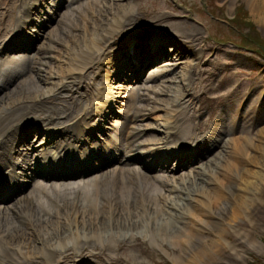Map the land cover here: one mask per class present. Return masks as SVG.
Masks as SVG:
<instances>
[{"label": "bare ground", "instance_id": "6f19581e", "mask_svg": "<svg viewBox=\"0 0 264 264\" xmlns=\"http://www.w3.org/2000/svg\"><path fill=\"white\" fill-rule=\"evenodd\" d=\"M125 1L104 0V4L101 5L102 2H98V0H65L64 2L63 0H29L19 11H16L21 0H0V9L4 12L6 19V24L0 25V53L3 49L2 55L24 50H32L33 53L32 57H22L19 65L13 63L12 57L10 60L5 59L3 65L0 63V181L6 183L4 186L7 189L22 186L30 179L31 171L41 169L46 173L52 164L60 158L71 164L70 167L73 168V170H63L64 173L74 174V172L81 171V169L76 171L78 165L85 166V164L95 161L96 155L103 158L102 151L110 154L108 156L111 157L115 156L117 151L121 152V155L130 156L125 159L123 164L120 161L124 156H120L117 158L120 163L118 168L99 171L89 179L79 178L77 181L59 184L40 182L33 188L31 187L27 195L14 198L10 205L1 206L0 264L70 263L73 260L69 257V250H76L78 254H75L81 256L87 246L96 248L93 241H90L91 238L96 241L100 240L102 248L109 250L112 247H117L121 249L123 244L121 245L120 240L114 241V237H120L126 232L130 234L131 231L139 227L148 234L162 240L166 239L176 245L183 243L191 247L196 241L199 242L197 239H192L191 233L187 238H182L178 234L176 223H174L176 216L166 213L162 209V203L165 201H163L164 193L172 191L167 188L169 182L158 173H141L137 168L136 170L131 168L127 162V160L135 161L136 156H141L140 158L149 156L147 157L149 159L156 154V149L152 150L150 147L158 145V141L149 143L151 141L148 140L149 138L142 140L148 133L147 127L142 125L148 114H143L146 107L140 105L145 102L143 99L146 98V92H152L159 96V94L164 95L162 90L166 88L155 91L154 85L151 86L155 78L151 77L152 79L148 81L140 80V85L136 89L133 88L135 89L133 91L135 100L130 96L132 92L127 94L126 98L131 101V105L127 107L126 112L121 114L122 123L115 126L120 129L115 133L118 135L122 133L121 139L116 143H108L109 139L104 138V135L101 134V142L94 143L90 140L85 144L86 136L90 134V131L91 133L102 132L101 130L99 132V128L104 129L105 127L99 124L104 125L107 116L101 115L98 120L97 118L93 120L94 109L86 110L85 107L91 101H96L95 96L93 97L95 99L90 98L91 92L88 96L86 95L85 102H74L72 95L67 96V93H61L62 91H74L76 94L81 80H90L89 82H91L98 74L97 69L101 64L95 59V54H97V58L104 55L102 49L108 42L107 37L102 35L104 30L106 31L105 26L109 24V28L119 27L122 30L125 29V26L130 25L131 8ZM246 1L252 15H255L256 22L264 23V0ZM64 3L68 6L60 14L53 15L54 11L65 5ZM97 4L101 5V8ZM19 12L20 15H18ZM108 17H110L109 20H107ZM75 19L78 20V24L73 26ZM97 21L100 25L96 23ZM52 23L54 25L51 26ZM46 25L44 30L47 32L41 34L43 26ZM162 27L167 28L168 39L161 38L160 40L157 38L158 35H150L143 36L141 41L136 38L133 39V42L131 41V44L124 43L126 47L115 56L117 58L121 55L123 60L122 66L117 67V63L115 64L118 72L121 70L123 73L128 70L124 79L140 72L145 64L154 62L157 55L164 57L165 52L161 53V50L164 49V45H162L164 42L174 43L173 53H175L174 51H178L179 48L176 42L177 38L183 44V41L193 43L199 36L198 30L190 27L186 22L165 23ZM28 32L29 36H25ZM63 33L67 34V38H69L68 44L66 43L68 49L65 60H68V63L65 62L69 66L67 68L69 72L79 73L80 81L73 82L69 88L60 82L44 92L40 89V84H45L48 81L41 75L42 67L47 65L46 59H49L50 53L54 50L53 45L61 35H64ZM128 34L125 36H132ZM109 38L111 39V37ZM29 41L36 45L31 47ZM37 41H41L42 44L38 45ZM155 43L157 44L155 45ZM112 45H118V41L116 40ZM111 60L110 56L104 58V61H108L107 64H111ZM165 65L174 66L175 64L167 63ZM84 69L89 70L88 75H86L87 73L83 74L85 77L81 76ZM61 70L62 68L59 72ZM178 72L174 68L170 70L172 75H176ZM108 75H105V79H108L106 77ZM103 83L100 79L96 85L93 84L91 87L97 92V88L103 86ZM148 83L150 86L147 85ZM138 88L141 91L139 93L137 92ZM175 99L177 102L180 100L179 96H176ZM66 100H70V102L67 103ZM164 102V104H168L169 108L173 106L172 98L167 102L164 100ZM183 102L184 100L179 102V110H176L178 115H175V117H182L181 120H184L186 113V117H188V111L185 110L187 106L181 105ZM168 116L165 121L171 119V115ZM213 119L214 121H210L200 135L192 137V142H194L192 144L203 147V151L197 154L194 162L204 159L199 166L197 165L200 171L195 173V177L191 181L189 180L183 189H179V191L185 190L186 194L197 193L207 202L206 205L203 204L204 202L200 203L201 211L194 209V213L197 211L199 217L192 216L200 218L201 222H199L206 225L207 229L214 230L219 227L216 233H212L213 236L210 233V237L207 239L208 243L205 244L212 247L218 245L219 239L228 234V225L224 227L223 223L226 220L222 219L227 208L229 215L226 219H229L228 221L237 230L241 229L245 220L252 219V222L256 223L264 222L263 216L257 214L258 210L254 207L255 204L263 202L264 154L259 151V147L264 146L262 142L264 129L259 132L260 140L240 137L224 141L228 130L224 128L225 130L222 129L220 132L216 131L215 120H220V115ZM30 124H32L31 127H36L33 132L27 130V126ZM164 126H166L165 139L168 141L169 146L166 147L168 151L178 147L176 143L183 131L187 133L190 131V126L186 121L182 122L180 129H177L176 122L171 124L167 122ZM231 126H233L232 123ZM181 127L183 128L181 129ZM38 128L42 130V141L44 142L40 138L36 141L35 134ZM209 135L212 136L208 137ZM162 144L165 142H161ZM228 145H230L229 149L224 152ZM248 146L256 152L253 160L246 162L243 159L245 157L244 149ZM216 148H218L217 153L211 156L207 155ZM182 149L184 148H179V150ZM206 155L209 157H205ZM191 156L184 157L181 160L182 163L174 165L173 169L166 165L160 166L156 160L149 163L160 167L161 173L174 175L177 170L181 172L190 169L189 166L192 164L187 163V160ZM159 157L161 155L156 154V158ZM226 158H230V160ZM215 160H219L217 166ZM211 165L220 166L222 170L216 174L214 178L216 183L210 184L214 189H210L211 191L208 193L206 190L209 191V188L202 187L203 185L198 181H202L201 177L207 173L205 169H209ZM95 168L96 163H93L81 172L88 173ZM58 173L61 174V171ZM171 179L173 180V177ZM58 209L63 211L64 217H61L57 212ZM233 226L229 227L230 230ZM8 229L12 230V234L8 232ZM102 237L105 238L104 242H101ZM66 241H71V245H67ZM54 245L57 247L52 248ZM202 249L204 250V248ZM110 263L113 264V262Z\"/></svg>", "mask_w": 264, "mask_h": 264}, {"label": "rangeland", "instance_id": "374dc122", "mask_svg": "<svg viewBox=\"0 0 264 264\" xmlns=\"http://www.w3.org/2000/svg\"><path fill=\"white\" fill-rule=\"evenodd\" d=\"M28 1L29 0H21L16 11H19L24 3L26 4ZM64 1L65 0H63V2ZM99 1L102 2L101 5L104 4V0H98V2ZM125 2H127L131 8L130 25L125 26V29L123 28L122 30L119 27L109 28V24L105 26L106 31L104 30L102 35L107 37L108 42L102 49L104 55L97 58V54H95V59L101 64L97 69L98 74L94 76L91 82H89L90 80H81L76 94L74 91H62L61 93H67V96L72 95L74 97V102H85L86 95L88 96L89 92H91L92 96L90 98L95 96L96 101H91L89 104H92L94 108V106L98 104L93 102L99 103L97 109H102L104 107V102L107 100L110 102V100L113 99V101L110 102L111 105H109V102L107 103V108L111 109V114L117 112L121 115L126 112L128 109L127 107L131 105V101L126 98L127 94L132 92L129 94L133 100H135L136 97L133 95V91L140 85V80L148 81L155 78L151 86L154 85L155 91L166 88L162 90L164 91V95L159 94V96H157L152 94V92H146V98L143 99L145 102L140 105L146 107V111H143V114H148L147 117L144 118L142 125L143 127H147L148 132L147 134L145 133L146 135L143 139L146 140L149 138L148 140H151L149 143L158 141L159 144L164 141L163 138L166 132V126L164 125L167 122L170 124L176 122L177 129H180L179 127L182 122L186 121L190 126V131L188 132L190 135L183 131L184 133L182 132L180 134L179 141L181 146L189 145L192 143V137L201 130H204L202 129L204 128V124H207L211 120L213 121V118H216L217 115H220V120H216V131L220 132L222 129L228 130L224 141L230 138L234 139L240 137L249 140L259 139V132L264 129V23L256 22L255 15H252L247 1L126 0ZM97 5L101 8V5ZM105 5L107 4L105 3ZM0 12V14H2L0 15V25L3 26L6 24V19L1 9ZM18 15H20V12ZM109 19L110 17L107 18V20ZM93 21L95 22V19ZM185 22L189 24L190 27H194L198 30L199 36L197 37V41L193 43H185V41H183L182 44L179 42L181 40L177 38L176 42L179 48L178 51H174L176 54L178 53L177 55L173 53L174 43L164 42L162 44L164 45V49L161 50V53L165 52L164 57L157 55L159 58L157 57L154 62L145 64L140 72L133 74V76L131 75L129 82L123 80L121 70L118 72V68H116V65L120 67L123 63L120 57L121 55L117 59L114 58H116L115 56L118 52L126 47L124 46L126 42L131 44L133 39L138 38L141 41L143 36L150 35H158L157 38H160V40L161 38L168 39L169 32L166 30L167 28L164 29L162 26H164L165 23ZM96 23L100 25L99 21ZM77 24L78 20L75 19L73 26ZM52 25L54 24L52 23L51 26ZM44 32H47V30H42L41 34H44ZM127 33L132 36H125ZM63 34V36L61 35L59 37V42L57 41L53 45L54 50L50 53L49 59H46L47 65L42 67L43 72H41V75L48 81L45 84H40V89L42 91L44 90V92L53 87V85L60 84V82H62V85L67 86L66 88H69L72 86L73 82L80 81L79 73L69 72L67 68L69 66L67 64L68 60H65L67 58L66 52L68 49L66 43L68 44L69 38H67V34ZM25 36H29V32L25 34ZM109 37H111V39ZM116 40L118 41V45H112ZM36 43L38 45L42 44L41 41H37ZM156 44L157 43H155V45ZM107 46H109V48H107ZM20 55L32 57L33 53L32 50H29L28 53L25 52ZM22 56H16L13 57V59H18V57L20 58ZM106 56H110V59L112 58L110 61L111 64H107L108 61H104ZM10 57L11 56L2 55L1 53L0 63L3 65L5 59L8 58L10 60ZM20 63L21 61L19 64ZM167 63H173L175 67L165 65ZM61 68L62 70L59 72ZM173 68L179 71L176 75L170 73V70ZM126 71L128 70H125L123 74H125ZM88 72V69H84L81 72V76L86 73V75H88ZM164 73L165 75H163ZM45 74L47 75L45 76ZM106 74H109L106 76L108 79H105ZM53 77L55 78L52 79ZM100 79L104 82L103 86L98 87L97 92H95L96 89L93 90L91 86L93 84L96 85ZM147 85L150 86V83ZM137 92H141L139 88ZM176 96H179V102L184 100L181 105L187 106L185 110L188 111V117H186V113L184 120H181L182 117H175L177 114L176 112H178L176 110H179L178 106L180 105L175 99ZM171 98L173 106L169 108L168 104H164V100L167 102ZM153 100L154 103H152ZM65 102L68 103L70 100H66ZM175 102L177 103L174 104ZM254 102L255 104H253ZM108 106L112 107L109 108ZM102 115L106 114L103 113ZM168 115H171V119L165 121V119L169 117ZM112 118L113 117H111L110 120H113ZM121 123L122 120L121 122H115L114 125L117 126ZM231 123L233 126H231ZM182 128L183 127H181V129ZM262 142L264 143V139ZM249 146L244 149L245 157L243 159L246 162L252 161L256 152ZM229 147L230 145L227 146L224 152H226ZM259 151L264 154V146L259 147ZM217 152L218 148L213 149L211 153L207 155L211 156ZM207 155L205 157H209ZM228 156L230 157V155ZM203 159L197 162L195 161L187 171L177 172V170L174 175H162L164 179L169 182L167 183V188L172 189L171 192L164 193L163 201H165L162 203V209L166 213L176 216L174 223H176L178 234H180L182 238H187L191 233L192 235L190 236H193L192 239H197L199 242L196 241L191 247L183 243V245L180 243L178 246L172 242H168L166 239L162 240L157 236L148 234L139 227L131 231L130 234L126 232L125 234H121L120 237H114V241L117 239L121 241V245L123 244L121 249L117 247H112L109 250L102 248L99 243L100 240L96 241L94 238H91L90 241H93L92 243H94L96 248L87 246L83 254H80L81 256H77L78 253L76 250H69V257L72 258L71 260L73 261L67 264H111L110 262H113V264H264V222L256 223L252 222V219L245 220V224L240 230H237V228L228 221L229 219H226L229 215L228 208L227 212L222 217V219L226 220L223 223L224 227L228 225L229 231L227 236H223L224 238L222 237V239H219L218 245L216 246H206L210 233H216L219 228L214 230L208 228V230L206 225L200 223L201 220L198 218L197 211H201L200 209L202 207L200 203L204 202L203 204L206 205L207 202L203 197L198 196L197 193L186 194L185 190L179 191L180 188L183 189L189 180L191 181V179L195 177V173L200 171L198 166ZM226 159L230 160V158ZM218 161L219 160H215L216 166ZM216 166L211 165L209 169H205V172L208 174L206 173V175L201 177L202 181H198L203 185L202 187L209 188V191L205 189L208 193L214 189L210 184L216 183L214 178L216 174L222 170L220 166ZM171 177H173V180ZM36 179L35 177L33 181L28 183L22 195L28 193L31 187L33 188L32 182L37 181ZM262 198L263 202L255 204L254 207L258 210L257 214L262 215L264 218V194ZM194 209L197 210L196 213H194ZM60 211V209L57 210L61 217H64L63 211ZM192 215H197L198 217ZM231 226L233 227L230 230L229 227ZM8 232L12 234V230L9 231L8 229ZM213 234L211 236H213ZM129 235H131V237H129ZM104 241L105 238L102 237L101 242ZM66 244L71 245V241H66ZM55 246L56 245L52 248H55ZM201 248H204V250H201Z\"/></svg>", "mask_w": 264, "mask_h": 264}]
</instances>
